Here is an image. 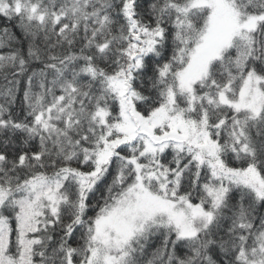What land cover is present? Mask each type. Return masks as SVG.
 <instances>
[{"label": "snow or ice", "instance_id": "snow-or-ice-1", "mask_svg": "<svg viewBox=\"0 0 264 264\" xmlns=\"http://www.w3.org/2000/svg\"><path fill=\"white\" fill-rule=\"evenodd\" d=\"M0 264H264V0H0Z\"/></svg>", "mask_w": 264, "mask_h": 264}, {"label": "trees", "instance_id": "trees-1", "mask_svg": "<svg viewBox=\"0 0 264 264\" xmlns=\"http://www.w3.org/2000/svg\"><path fill=\"white\" fill-rule=\"evenodd\" d=\"M3 83V81L2 80H0V84H2Z\"/></svg>", "mask_w": 264, "mask_h": 264}]
</instances>
